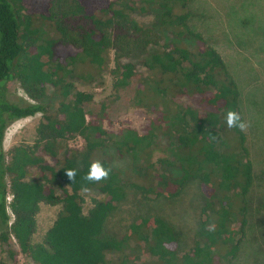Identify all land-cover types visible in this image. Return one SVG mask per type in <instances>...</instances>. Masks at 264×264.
<instances>
[{"label":"trees","instance_id":"trees-1","mask_svg":"<svg viewBox=\"0 0 264 264\" xmlns=\"http://www.w3.org/2000/svg\"><path fill=\"white\" fill-rule=\"evenodd\" d=\"M189 3L0 0V244L11 260L18 252L32 264H234L249 225L254 167L245 132L226 124L229 110L241 115L239 89L220 54L191 27ZM150 10L156 29L132 18ZM111 54L113 92L133 88L139 129L108 131L106 108L89 112L93 96L71 82H95ZM11 81L28 102L9 100ZM36 115L42 120L33 145L5 153L8 128ZM76 138L82 145L71 148ZM113 157L126 161L123 171ZM97 159L110 176L88 183L82 178ZM67 169L77 170L74 184ZM189 184L201 205L186 251L161 217H142L121 235L110 231V218L130 198L172 201ZM87 193L98 197L84 214ZM41 205L60 211L34 243Z\"/></svg>","mask_w":264,"mask_h":264},{"label":"rangeland","instance_id":"rangeland-1","mask_svg":"<svg viewBox=\"0 0 264 264\" xmlns=\"http://www.w3.org/2000/svg\"><path fill=\"white\" fill-rule=\"evenodd\" d=\"M189 10L193 16L191 27L223 58L240 92L242 119L249 124L245 134L254 167L252 204L246 237L234 264H264V0H190ZM132 18L144 27L156 29L157 15L153 10L135 13ZM157 34L161 36L160 33ZM111 69L112 54L107 69L95 82L84 84L78 79H71V82L77 90L93 96V104L88 107L89 112H95L100 106L106 108L104 127L108 131L115 132L120 127L139 129L142 119L130 104L133 88L115 94L112 89ZM137 71L139 74L143 73L139 66ZM6 90L11 102H28L17 82L7 83ZM55 102L51 97L47 100L49 112H53ZM41 120L42 115H36L11 125L5 134L4 152L15 146L33 145L35 129ZM68 145L71 148H80L82 144L76 138ZM112 161L118 171L125 169V160L113 157ZM97 197L95 193L83 195L84 214L91 208L92 200ZM200 199L194 184H189L184 194L172 201H143L135 196L112 215L109 229L113 234L121 235L129 224L142 217H161L170 221L175 228L179 241L178 250L183 252L190 245L189 237L198 218ZM59 211V206H40L36 217L34 243H39L52 227ZM0 262L32 264L18 252L15 260H11L1 244Z\"/></svg>","mask_w":264,"mask_h":264},{"label":"clouds","instance_id":"clouds-1","mask_svg":"<svg viewBox=\"0 0 264 264\" xmlns=\"http://www.w3.org/2000/svg\"><path fill=\"white\" fill-rule=\"evenodd\" d=\"M226 124L228 128H236L241 132H245L249 127L247 121L243 120L240 113L235 110H229L226 114ZM211 135V134H210ZM215 139L214 137H212ZM111 168H106L103 162L99 159L91 162L88 172L83 176V180L88 183H99L103 180H107L110 176ZM67 178L74 184L76 182L77 170L67 169L65 170ZM82 191H89V188L84 185Z\"/></svg>","mask_w":264,"mask_h":264},{"label":"built area","instance_id":"built-area-1","mask_svg":"<svg viewBox=\"0 0 264 264\" xmlns=\"http://www.w3.org/2000/svg\"><path fill=\"white\" fill-rule=\"evenodd\" d=\"M6 200H7V203H10V201H11V197H10V195L8 194L7 195V198H6ZM7 211L9 212V209L7 208Z\"/></svg>","mask_w":264,"mask_h":264}]
</instances>
